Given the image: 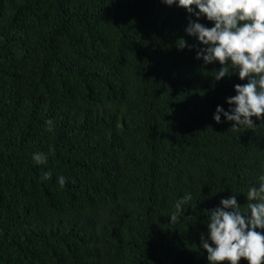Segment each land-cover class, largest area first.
<instances>
[{"label": "trees", "instance_id": "obj_1", "mask_svg": "<svg viewBox=\"0 0 264 264\" xmlns=\"http://www.w3.org/2000/svg\"><path fill=\"white\" fill-rule=\"evenodd\" d=\"M197 11L0 0V264H209L208 212L235 195L247 213L264 175V119L214 120L247 81L196 58Z\"/></svg>", "mask_w": 264, "mask_h": 264}, {"label": "clouds", "instance_id": "obj_2", "mask_svg": "<svg viewBox=\"0 0 264 264\" xmlns=\"http://www.w3.org/2000/svg\"><path fill=\"white\" fill-rule=\"evenodd\" d=\"M171 6L185 8L193 13L197 21L201 16L214 26L207 27L197 21H190L186 32L195 36L205 47L197 51V59L205 64L219 62L222 66L214 72L219 81L231 71H238L244 84L234 85L236 95L228 97L230 106L224 111L217 106L214 120L221 122V113L227 121H233L232 128L241 126L255 128L253 117L264 119V0H162ZM179 47H187L181 38ZM47 131H52L54 122L48 119ZM37 164H46L47 154H33ZM51 178L46 172L42 180ZM259 187L252 186L247 192L248 212H241L235 195L222 199L220 206L214 208L207 217L208 238L201 237L202 248L208 253L209 264H240L242 259L247 264H264V175L259 177ZM63 187L66 179L58 178ZM192 199L186 193L175 203L176 213L184 212V205ZM176 213L170 215L171 223L176 222ZM258 229L260 231H258ZM211 241V243H209Z\"/></svg>", "mask_w": 264, "mask_h": 264}]
</instances>
